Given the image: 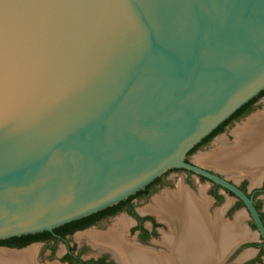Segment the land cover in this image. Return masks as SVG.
<instances>
[{
	"label": "water",
	"instance_id": "water-1",
	"mask_svg": "<svg viewBox=\"0 0 264 264\" xmlns=\"http://www.w3.org/2000/svg\"><path fill=\"white\" fill-rule=\"evenodd\" d=\"M263 88L264 0H0V238L181 167L238 197L264 241L252 196L186 159Z\"/></svg>",
	"mask_w": 264,
	"mask_h": 264
},
{
	"label": "flooded vegetation",
	"instance_id": "flooded-vegetation-1",
	"mask_svg": "<svg viewBox=\"0 0 264 264\" xmlns=\"http://www.w3.org/2000/svg\"><path fill=\"white\" fill-rule=\"evenodd\" d=\"M262 98H264V94L257 95L252 102V109L234 119H231V121L226 123L224 128L215 135L222 132L226 126L234 122L236 119L255 112L258 109L256 106ZM217 140L219 139H216L214 144ZM206 142L202 144H205ZM232 142L228 140V143L233 144ZM187 155L186 159L192 161V159H189ZM211 155L212 154L210 153V156L205 157V159L211 161V158H213ZM199 158L201 157L199 156ZM207 168L215 171L213 168ZM177 169H184L189 174L194 173L181 167L167 168L165 171L157 175L152 181H149L142 189L131 193L124 199H121L114 204L104 207V210L99 213H90L84 217H80V219L66 229H52L49 230L48 233L36 234L31 237L19 235L18 237L10 236L7 238H0V248L19 250V248L23 247L29 249L33 247L30 246L33 243L40 242V248H38V251L35 248L34 251L32 260V263L34 264H128V260L131 258L130 254L128 255V252L134 249H136L138 253L139 251H141L140 253H153V256L159 258L157 261L155 258L156 264H219V255L216 261H207V258H209L206 257L209 254L207 248L192 246L190 244L185 247H174L175 245L173 246L166 243L167 239L165 236L168 234L171 235V241L173 242L179 238L176 234L177 232H180L176 228L177 225L179 226L180 224L177 223L179 221V214L177 211H181V209L179 208L180 204L175 203V200L180 199V197L182 200H190L192 197L191 194L194 193V191L189 189L186 185H178L170 180V178L173 177V171H176ZM216 172L219 173V171ZM188 173L187 179L189 178ZM199 176L203 177L201 175ZM211 183L212 185L209 188L210 197L213 198L214 203L217 204L222 200V193L218 188L222 186L212 181ZM236 184L252 196L255 205L258 204V210L261 212L260 208L262 201L258 197V194L262 192L264 193V180L260 186L250 190H248L247 186L248 180H242V182H238ZM222 189L236 198L235 204L228 208L225 213L227 216H230L231 212L237 206H244V204H239L240 199L233 193L223 187ZM181 190L185 192H182ZM181 192L186 193V195L184 196ZM189 194L191 196H189ZM219 194L221 195V198L217 197ZM181 195L184 196V199ZM201 197L202 196L199 193L196 198L201 200ZM190 209L191 208H189V210ZM262 219L264 220V217ZM249 220L252 225L253 221L250 217ZM217 223H219V221H217ZM99 224H103V227L100 229H90V227L97 226ZM252 227L255 229V225H252ZM78 232L81 233L78 234ZM88 233H91L93 236H87ZM100 234H103V236H100ZM192 241L195 244H198L196 243V239H192ZM209 241L213 242L210 238ZM250 244L258 245L259 250L253 258L244 261L242 264H252L254 261H262L264 241L261 236L258 243L247 242L246 245ZM59 245L60 252L56 254V249ZM126 246H130L131 249ZM171 246H173V249L170 251L171 253H166ZM43 250L49 260H52L54 258L53 256L56 255H58V260H47L46 262H42L41 260L39 261L38 257H40V252ZM261 250L262 253H260V260L255 259ZM181 251L184 252L183 255L180 253ZM215 254L216 250L209 255L210 258L215 257ZM148 257L149 256L147 255L146 259H148ZM146 263L150 264L148 262H142V264Z\"/></svg>",
	"mask_w": 264,
	"mask_h": 264
},
{
	"label": "bare ground",
	"instance_id": "bare-ground-1",
	"mask_svg": "<svg viewBox=\"0 0 264 264\" xmlns=\"http://www.w3.org/2000/svg\"><path fill=\"white\" fill-rule=\"evenodd\" d=\"M240 123H241L240 126H237L234 130L232 129L233 131H231V133L233 132V135L235 134L236 136L235 139H233L232 142L233 144H225V142L217 140L215 145L213 142L210 150L200 153L198 152L195 155V158L197 160H203L207 163H212L216 165L219 164V166L221 165L222 162L224 165L226 164L230 165L233 162H236L237 166L247 163L249 164L253 163L256 165L260 164V166H264V109H260L257 112H254L252 115H249L247 118L244 119V121ZM210 153L212 154L211 156L213 157L211 158L212 159L211 161L205 159V157L210 156ZM234 154H238L239 157L237 158V156ZM199 156L201 158H199ZM237 166H229V167L230 169H232L233 167L236 168L238 171H240L239 173H246V174L249 173L252 181L256 179L257 174H255V171L252 170L247 171L246 169H242L241 167H237ZM181 191L185 192L183 190ZM182 194H184V196L186 195V193H182ZM189 196L191 195L189 194ZM201 196H202L201 200H199L196 197L195 199L193 196H192L193 198L191 197L190 200H187L186 197H185L186 200H182L181 197L180 199L175 200V203L180 204V206L179 205L178 206L181 209V211L178 208L180 212L177 211V213L179 214V219L182 221L181 223L182 229L180 235L178 236L179 238L176 239L175 242L171 241L172 240L171 235L169 234L166 235L165 237L167 239L166 240L167 244H171L173 246L175 245L174 247L189 246L190 243L189 240L190 238L192 239L193 237L194 239H196L197 241L196 243H198V245H200L201 242L203 243V245H205V247H209V245H211L210 248L212 253L214 252V250L217 251V249H219V244L213 237L214 234L217 231H219L218 229L219 223H217V221H219V213H218L219 211L218 210H214L213 212L207 211L206 199L204 198L203 195ZM196 203H199L201 207L194 206L197 205ZM191 207L192 209L189 210L188 208ZM199 216L203 217V219L202 218L200 219ZM207 216H209V218ZM203 223L205 226L210 225L211 230L205 231L203 227ZM213 226L214 228L212 229ZM89 235L93 236L91 233L87 234V236ZM100 236H103V234H100ZM209 238L213 240V242L208 241ZM173 246H171V248H169L168 252L166 253H171L170 251L171 249H173ZM126 247L131 249L130 246H126ZM34 251L35 248L33 247L29 249L24 248L21 250H7L0 248V264H34L32 263ZM140 252L141 251H139V253ZM139 253L138 251H136V249L130 250L128 252V255L130 254L131 258L128 260V264H142L143 261L148 262L150 264H156L157 259H159L158 257L153 256L154 254L151 252L149 253L144 252L140 254ZM180 253L183 255L184 252L181 251ZM146 254L149 256L148 259H146L147 257ZM206 257L210 258L209 254Z\"/></svg>",
	"mask_w": 264,
	"mask_h": 264
},
{
	"label": "crops",
	"instance_id": "crops-1",
	"mask_svg": "<svg viewBox=\"0 0 264 264\" xmlns=\"http://www.w3.org/2000/svg\"><path fill=\"white\" fill-rule=\"evenodd\" d=\"M257 110L255 112H257ZM233 139L234 137L230 139L229 141H233ZM211 146L212 144L206 150H200L199 153L210 150ZM234 155H236L237 158L239 157L238 154H234ZM193 160H195V162L200 163L203 166L213 168L215 169V171H219V173L229 178L230 180L234 181L235 183H238L235 180L239 181L243 178L248 180V185H247L248 190L260 186L262 181L264 180V166H260V164L256 165L253 163L252 164L247 163V164H241L237 166L236 162H233L230 165H227V164L224 165L222 162L221 165L219 166L218 163H217L218 165H216L212 163H207L205 161L202 162L203 160H197L196 158H193ZM229 166H237V167H241L242 169H246L247 171L248 170L255 171V174H257L256 179L252 181L249 173L248 174L239 173L240 171H238L234 167L232 168L234 170L233 171L232 169H230ZM220 192L222 194L227 193L224 190H220ZM199 193H202V195L206 199V210L208 211V207H207L208 202H209L207 198L208 196L205 195L203 190H200L198 188L194 190V193L191 195L193 197H198ZM225 197H226L225 202L219 206V212H218L219 213V233H217L216 236H213L219 244V249H217L215 257L207 258V261L208 262L216 261L219 255V264H242L244 261L253 258L259 250L258 245L256 244L246 245L247 242H257L258 243L260 241V236L258 232L256 231V229H254L253 227H251V225L247 223L246 219L247 217L249 218V214L243 205L242 206L240 205L241 207L240 206L236 207L231 212L230 216H227L225 214L227 209L233 206L236 202L235 201L236 198L228 193L225 195ZM258 197L262 201L260 210L261 212L264 213V193L263 192L259 193ZM210 200L213 201V198H210ZM196 204L197 205H194V206L196 207L200 206L199 203H196ZM225 215L227 217H225ZM207 217L209 218V216ZM191 236H194V235H191ZM192 239L194 240L193 237ZM192 239L190 238V243H189L190 245L207 248L209 255H211L212 253L211 248H210L211 245H209V247H205V245H203L202 242L200 245H198V244H195L192 241ZM230 256H232L231 259L229 258ZM252 264H264V253L262 255V261H254Z\"/></svg>",
	"mask_w": 264,
	"mask_h": 264
},
{
	"label": "rangeland",
	"instance_id": "rangeland-1",
	"mask_svg": "<svg viewBox=\"0 0 264 264\" xmlns=\"http://www.w3.org/2000/svg\"><path fill=\"white\" fill-rule=\"evenodd\" d=\"M258 109L259 108H262V107H264V98H262L260 101H259V103H258V105L256 106ZM247 115H251V113L250 114H247ZM247 115H245V116H243V117H241V118H238V119H236L234 122H232L231 124H229L228 126H226V128L222 131V132H220V133H218L217 135H215L214 137H212L209 141H207L205 144H202L201 146H198L197 148H196V150H193L190 154H188L187 155V157L189 158V159H192L193 160V158H195V155L200 151V150H206L211 144H213V142L216 140V139H219L220 141H223V142H225V144H230V143H228V140H230V139H232L233 137H234V139H235V134L233 135V132L231 133V131H233L237 126H240L241 125V123L240 122H242V121H244V119H245V117L247 116ZM233 129V130H232ZM232 142V141H231ZM215 144H216V142H215ZM214 144V145H215ZM202 162H204V161H202ZM209 165V164H208ZM187 173L188 172H186L184 169H177L176 171H173V177L172 178H170V180L172 181V182H174L175 184H180V185H186L189 189H191V190H196V189H200V190H203V192L205 193V195H207L208 197V211L209 212H211V210L212 211H214V210H218L219 211V206L220 205H222L224 202H225V199H226V197H225V195L227 194V193H223L222 195V200L219 202V203H214V201H212V200H210V193H209V188L211 187V185H212V183H211V181H209L208 179H206V178H203V177H200L199 175H197V174H195V173H191V174H189L188 173V176H189V178L187 179ZM242 180L243 181H247L246 179H241V180H235V181H237V182H242ZM190 182V183H189ZM220 190H224V189H222V187H218ZM200 195H202L201 193H200ZM242 206V205H241ZM240 206V207H241ZM238 207V206H237ZM120 216H123V215H120ZM120 216H118V217H120ZM125 217V216H124ZM225 217H227L226 215H225ZM246 221H247V223L249 224V225H251L250 224V220H249V218L247 217V219H246ZM103 227V224H99V225H97V226H92V227H90V229L92 228V229H100V228H102ZM251 227H252V225H251ZM89 229V228H88ZM79 233H81V232H78V234ZM77 234V233H76ZM151 240H153V239H151ZM30 246H33V248H36V250L38 251V248H40V246H41V243L40 242H37V243H33L32 245H30ZM42 249V248H41ZM57 251H56V254H58L59 252H60V245L58 246V248L56 249ZM45 251L43 250L42 252H40V257H38V260L40 261H57L58 259H57V256L58 255H56V256H53L54 258L52 259V260H49V258H47L46 257V254L44 253ZM235 254V253H234ZM233 254V255H234ZM231 257L232 256H230L229 258L231 259ZM230 259H228V260H230Z\"/></svg>",
	"mask_w": 264,
	"mask_h": 264
},
{
	"label": "trees",
	"instance_id": "trees-1",
	"mask_svg": "<svg viewBox=\"0 0 264 264\" xmlns=\"http://www.w3.org/2000/svg\"><path fill=\"white\" fill-rule=\"evenodd\" d=\"M259 94H264V88L261 89L258 94L252 96L251 98H249L246 102H244L243 104H241L239 107H237L229 116H227L225 119H223L217 126H215L210 132H208L204 137H202V139L197 142L196 144H194L187 152L190 153L192 152L194 149H196L198 146H200L202 143L208 141L209 139H211V137L213 135H215L217 132L221 131L223 128H224V125L228 122L231 121V119H234L238 116H240L241 114H244L246 113L247 111H249L250 109H252V102L254 101L255 97ZM153 180V179H152ZM151 180V181H152ZM217 197L221 198V195H217ZM118 202V201H117ZM116 203V202H115ZM114 204V203H113ZM239 204H242L241 200H239ZM257 208H259L258 204H256ZM106 207V206H105ZM102 210H104V207L101 208V209H98L94 212H91V213H99L101 212ZM90 214V213H89ZM261 214V217L263 218L264 217V213L260 212ZM88 215V214H87ZM85 216V215H84ZM84 216H81V217H84ZM79 218H75V219H72V220H69V221H66L64 223H61L57 226H54L52 229H56V230H59V229H63V228H68L70 227L71 225H73ZM252 225L254 226V223H252ZM49 230L48 229H44V230H41L40 232L39 231H36V232H28V233H23V234H19L20 236H34L36 234H41V233H48ZM19 235H12L11 237H18ZM29 237V238H30ZM7 238V237H6ZM260 253H262V250L259 251V254L255 257V259H258L260 260Z\"/></svg>",
	"mask_w": 264,
	"mask_h": 264
}]
</instances>
